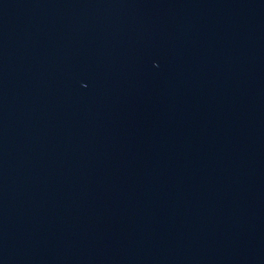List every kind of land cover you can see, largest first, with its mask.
I'll list each match as a JSON object with an SVG mask.
<instances>
[{"label":"water","instance_id":"95a60500","mask_svg":"<svg viewBox=\"0 0 264 264\" xmlns=\"http://www.w3.org/2000/svg\"><path fill=\"white\" fill-rule=\"evenodd\" d=\"M0 264H264V0H0Z\"/></svg>","mask_w":264,"mask_h":264}]
</instances>
